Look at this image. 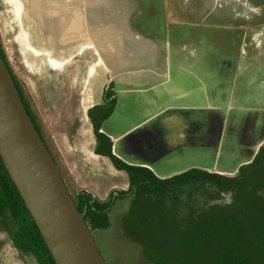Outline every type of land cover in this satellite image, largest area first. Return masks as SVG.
I'll list each match as a JSON object with an SVG mask.
<instances>
[{
  "label": "crops",
  "instance_id": "0c3cea01",
  "mask_svg": "<svg viewBox=\"0 0 264 264\" xmlns=\"http://www.w3.org/2000/svg\"><path fill=\"white\" fill-rule=\"evenodd\" d=\"M189 1H167L176 13L172 21L191 23ZM196 2L200 15L203 10L237 12L238 18L241 9L253 11L244 7L243 0ZM137 4V0H0L9 17L0 9V35L10 28L27 75L35 67L22 55L24 50L34 58L43 57L54 72H61L84 49L93 56L77 91L71 129L54 132L52 139L73 186L100 201L113 198L110 208L128 198L117 196V191L128 187L126 173L114 168L106 156L94 153L95 139L86 116L88 108L101 103L102 87L108 82L113 84L114 104L98 131L109 138L115 156L146 167L160 179L190 168L231 172L250 162L264 138V33L251 34L255 52L250 60L259 63L243 73V64L232 69L231 53L217 46L215 37L207 38L202 28L193 27L192 36L173 41L158 31L157 13L156 27L151 32L140 30L137 23H130ZM26 16L31 17V36L24 28ZM243 54L240 51L239 59ZM126 61L143 63L125 68ZM94 71L100 82L90 92L85 80ZM24 77L34 91L32 79ZM156 84L161 85L144 91ZM194 104L213 109L215 115L202 112L195 117Z\"/></svg>",
  "mask_w": 264,
  "mask_h": 264
},
{
  "label": "trees",
  "instance_id": "16d2710c",
  "mask_svg": "<svg viewBox=\"0 0 264 264\" xmlns=\"http://www.w3.org/2000/svg\"><path fill=\"white\" fill-rule=\"evenodd\" d=\"M0 57L10 72L26 114L38 131L1 47ZM111 88L112 83L108 82L101 91V103L88 108L86 116L95 139L94 153L106 156L114 168L126 173L128 187L117 191V196L131 194L123 214V235L139 244L143 256L154 264H264V194L259 193L264 183L258 185L251 181L258 171L264 173V143L251 161L240 165L232 177L190 168L160 179L146 167L127 164L115 156L110 150L109 138L98 131L100 122L114 104ZM195 182L211 186L215 196L230 192V202L209 205L195 215L176 217V207L173 202L167 205L166 200L175 199V191L182 184L195 186ZM112 202L111 197L100 201L84 191H79L74 200L89 230L108 227L107 212ZM0 223L8 232L13 248L30 253L37 264H54L1 158Z\"/></svg>",
  "mask_w": 264,
  "mask_h": 264
},
{
  "label": "rangeland",
  "instance_id": "374dc122",
  "mask_svg": "<svg viewBox=\"0 0 264 264\" xmlns=\"http://www.w3.org/2000/svg\"><path fill=\"white\" fill-rule=\"evenodd\" d=\"M85 2V0H83ZM168 0H137L138 9L136 13L131 17L130 23H137L138 28L141 30L150 29L156 27L157 13L160 26L158 31L168 35L171 40L182 41L186 39L189 34L192 36L193 27L202 28L207 32V38L215 37L217 39L216 45L228 50L231 53L233 60L232 69H236L239 65L243 64V73L252 70L259 62L251 63L255 49L252 45L251 34L254 31H260L264 33V0H243L244 7H250L253 11H244L238 14L242 16L239 18L237 12L225 15V13L216 14L208 13L207 10H203L201 15L199 14V3L197 0H191L190 6L193 7L192 19L190 22L175 19V12L167 7ZM22 7V5H21ZM187 7V6H186ZM0 9L4 8L0 5ZM6 18L8 14L4 10ZM249 16V17H244ZM203 17V18H201ZM235 17V18H233ZM9 18V17H8ZM30 16L25 17L26 23L25 31L29 30L30 36L32 32V26ZM174 18V19H172ZM41 27V25H39ZM42 30V28H39ZM157 30V29H156ZM5 36L0 35V47L5 55L8 67L13 74L17 85L20 88L21 94L25 103L33 116L34 123L36 124L41 139L43 140L46 148L50 152L60 175L65 183L67 190L69 191L73 200L76 198V194L79 192L78 188L73 186L72 179L68 175L64 164L56 150L52 135L56 131H70L71 121L75 118L76 113V99L78 97L77 91L81 87L83 76L85 73V65L87 62L93 60V56L87 49L82 50L80 55L74 56L68 65H65L61 72H54L49 70L43 57L34 58L31 54L24 50L22 55L29 61L35 68H30L29 75H27L26 68L21 62V54L18 52L16 43L12 40V32L9 28L8 31L3 32ZM1 34V28H0ZM40 36V33H36ZM36 36V37H37ZM32 38V37H31ZM220 39V40H219ZM207 46V45H206ZM196 47H198L196 45ZM240 51L244 52L243 58L239 59ZM123 62L125 68L138 67L139 61ZM131 64L132 66L128 65ZM264 64V60L261 61ZM119 64V65H122ZM235 67V68H234ZM94 69L93 66L90 67ZM37 70V71H36ZM140 69H128L127 72ZM29 76L34 84V91H30L25 82L24 76ZM242 75V74H241ZM240 76V75H239ZM100 82V76L98 72L94 71L86 80L85 86L92 89ZM161 84H156L150 88H145L144 91L149 93V90L159 87ZM198 87L195 85L194 89ZM257 84L255 91H258ZM111 92L114 95L113 84ZM116 94V92H115ZM216 93H214L215 95ZM135 99V97H133ZM200 100V98H199ZM197 110H193L195 117L202 112L207 116L215 115L213 109L202 108L199 104H194ZM136 117V116H135ZM133 117V118H135ZM132 118V119H133ZM195 126L199 127L200 124L195 122ZM166 165V164H165ZM237 171L233 172L235 175ZM232 175V176H234ZM228 176V177H232ZM264 173L258 171L257 175L252 178L253 184L264 183ZM195 186L186 183L182 184L175 191V199H167V205L172 204L176 207L175 216L184 217L185 215H195L200 209H204L209 205H222L230 202V192L223 191L219 195L215 196L212 192V187L201 182H195ZM253 186V185H251ZM260 194H264V187L259 190ZM128 198L116 203V205L110 208L111 211L107 212L109 225L104 229H92L90 233L94 240L95 246L104 261V264H154L146 260L141 252L140 245L134 242H130L129 238L123 235L122 221L123 214L129 205L131 194L127 195ZM171 200V201H170ZM114 202V199H113ZM263 213V211H262ZM12 219H9L11 221ZM11 227L15 228L14 222H11ZM142 254V255H141ZM143 256V260L141 258ZM0 264H37L34 257L28 252H22L13 248L8 238V232H6L0 223Z\"/></svg>",
  "mask_w": 264,
  "mask_h": 264
},
{
  "label": "water",
  "instance_id": "95a60500",
  "mask_svg": "<svg viewBox=\"0 0 264 264\" xmlns=\"http://www.w3.org/2000/svg\"><path fill=\"white\" fill-rule=\"evenodd\" d=\"M0 136L24 175L46 235L22 196L18 184L5 168L41 233L54 264H104L83 213L76 208L50 152L26 114L1 57ZM0 158L4 164L1 152Z\"/></svg>",
  "mask_w": 264,
  "mask_h": 264
},
{
  "label": "bare ground",
  "instance_id": "6f19581e",
  "mask_svg": "<svg viewBox=\"0 0 264 264\" xmlns=\"http://www.w3.org/2000/svg\"><path fill=\"white\" fill-rule=\"evenodd\" d=\"M79 39V38H78ZM54 64V63H52ZM119 64V62H118ZM133 73H135V71H132ZM114 79V78H113ZM114 81V80H113ZM103 88V87H102ZM94 98V97H92ZM96 103V102H95ZM92 105V104H91ZM75 122V121H74ZM79 125V124H78ZM88 127V126H87ZM86 134V133H84ZM2 137L0 136V152L2 154V157L4 159V164L5 167L7 168L9 174L11 175V177L16 181V183L18 184V188L20 189V192L22 194V196H24L28 206L31 208L34 216L37 219V223L40 226L41 230L43 231V233L46 235V232L44 230V227L41 224L40 219L37 216V213L35 211V207L33 205L32 202V198L30 195V190L28 188V185L26 183V181L24 180V175L20 169V167L18 166V164L15 161L14 156L12 155V153L8 150V148L3 144L2 142ZM264 143V138L261 140V142L259 143L260 146ZM251 161V160H250ZM205 169V168H204ZM238 169V168H237ZM237 169H234L231 172L228 173H224L223 171H216L217 173H219L220 175L223 176H232L234 175L233 172L237 171ZM106 170V169H105ZM113 179V178H112Z\"/></svg>",
  "mask_w": 264,
  "mask_h": 264
},
{
  "label": "flooded vegetation",
  "instance_id": "af4514ba",
  "mask_svg": "<svg viewBox=\"0 0 264 264\" xmlns=\"http://www.w3.org/2000/svg\"><path fill=\"white\" fill-rule=\"evenodd\" d=\"M114 96V95H113Z\"/></svg>",
  "mask_w": 264,
  "mask_h": 264
}]
</instances>
